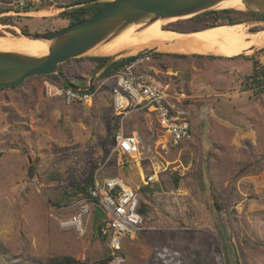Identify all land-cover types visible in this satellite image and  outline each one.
<instances>
[{
    "label": "rangeland",
    "instance_id": "374dc122",
    "mask_svg": "<svg viewBox=\"0 0 264 264\" xmlns=\"http://www.w3.org/2000/svg\"><path fill=\"white\" fill-rule=\"evenodd\" d=\"M9 1L0 0V7L8 10ZM73 1L50 0L41 5L44 13H2L0 35H9L13 45L20 28L29 36L61 30L69 26L62 13L80 6L70 7ZM98 2L108 0L91 4ZM228 11L163 28L186 34L192 27L237 22L255 32L264 22L254 13ZM177 49L148 54L140 71L187 112L191 140L170 147L152 115L133 113L124 133L139 136L135 158L118 156L110 140L119 119L109 78L120 68L96 77L97 91L84 104L65 103L52 75L0 89V264L65 257L72 264H99L110 255L106 239L91 229L92 218L82 236L59 226L74 211L66 207L81 192L77 188L95 177H118L144 206L143 230L121 242V264H264V47L238 58ZM105 55L71 59L59 68L82 88L97 68L91 59ZM148 176L154 181L146 183Z\"/></svg>",
    "mask_w": 264,
    "mask_h": 264
},
{
    "label": "built area",
    "instance_id": "2783aa9c",
    "mask_svg": "<svg viewBox=\"0 0 264 264\" xmlns=\"http://www.w3.org/2000/svg\"><path fill=\"white\" fill-rule=\"evenodd\" d=\"M50 0H10L7 4V15L23 16L31 14L38 6ZM32 10L26 11V8ZM150 60L148 54L132 57L124 63L109 79L114 81L111 89L112 107L117 122L116 131L112 135L114 151L118 156L133 157L139 153V136L135 133H124V122L133 113H147L152 115L167 136V145L177 147L183 142L191 140L190 126L186 120L187 112L171 103L169 93L157 87L141 68ZM139 69V74L133 70ZM97 88L81 93L70 88L57 90L67 104H83L91 100ZM165 145V148H167ZM154 181L148 176L146 183ZM84 191L77 193L70 199L66 208L73 209V213L66 219L59 221L63 230H71L82 236L85 233L89 218L93 219L94 210L98 208L102 219L93 232L104 237L110 249L111 261L108 264H121L124 259L120 254L121 242L126 238H133L143 230V218L139 213V194L126 186L118 177L98 180L96 177ZM92 224V221H91ZM92 226V225H91Z\"/></svg>",
    "mask_w": 264,
    "mask_h": 264
},
{
    "label": "water",
    "instance_id": "95a60500",
    "mask_svg": "<svg viewBox=\"0 0 264 264\" xmlns=\"http://www.w3.org/2000/svg\"><path fill=\"white\" fill-rule=\"evenodd\" d=\"M222 1L225 0H108L98 12L78 23L53 32L25 36L33 40L48 42L45 55L29 56L0 51V87L16 88L22 86L29 78L52 75L60 79L71 90L81 93L92 91L96 77L120 58L127 59L159 50L156 48L143 49L133 56H126V51L105 55L107 56L106 61L94 70L87 82V88H78L69 82L59 66L71 59L91 54L97 56L93 52L95 48L107 44L131 25H146L172 18L194 17L207 11H218L214 7ZM240 1L244 6V12L264 17V0ZM93 2L97 0L91 3ZM182 44L173 42L168 47ZM256 51L258 50L251 49L250 53ZM245 56L247 55L239 54L230 58ZM91 185V183L88 184V186ZM102 217L100 210L96 208L92 219V231L95 230L98 220Z\"/></svg>",
    "mask_w": 264,
    "mask_h": 264
},
{
    "label": "bare ground",
    "instance_id": "6f19581e",
    "mask_svg": "<svg viewBox=\"0 0 264 264\" xmlns=\"http://www.w3.org/2000/svg\"><path fill=\"white\" fill-rule=\"evenodd\" d=\"M215 10L232 9L244 12V6L240 0H225L219 3ZM44 13V12H40ZM191 18H172L164 21H156L146 25H131L107 44L100 45L94 49L96 55H111L117 52L126 51V56H133L138 51L149 48L157 50H168L178 48L182 54L214 55L226 58L235 57L239 54L249 55L251 49L264 47V23L259 24L260 29L250 32V26L246 24L222 25L207 28L201 31L189 32L186 34L177 33L164 29L165 24L174 23L179 20ZM3 26L0 24V29ZM188 37L189 40H186ZM22 35V34H21ZM16 39L15 44H10L9 35H0V51L15 52L29 56H42L47 53L48 42L33 40L24 35ZM173 42L183 43L182 45H168ZM33 44V46H31ZM137 155V154H136ZM134 155L132 158H135Z\"/></svg>",
    "mask_w": 264,
    "mask_h": 264
},
{
    "label": "trees",
    "instance_id": "16d2710c",
    "mask_svg": "<svg viewBox=\"0 0 264 264\" xmlns=\"http://www.w3.org/2000/svg\"><path fill=\"white\" fill-rule=\"evenodd\" d=\"M92 1H94V0H75V1H73L72 2V4L70 5V7H74V6H78V5H80L79 7H75V8H71L69 11H67V12H63L62 13V16H64L66 19H68V21H69V25H72V24H75V23H78V22H80V21H82V20H84V19H86V18H88V17H90V16H92L93 14H95L96 12H98L103 6H105V4H106V2L105 3H98V4H91V2ZM96 1V0H95ZM85 4H88V5H85ZM81 5H83L82 7H81ZM85 5V6H84ZM39 8V9H38ZM41 8V6H38L35 10H41L40 9ZM27 10L26 11H29V10H32V9H30L29 7L28 8H26ZM8 10H6V9H4V8H1L0 7V15L2 14V13H5V12H7ZM229 13H231L230 11H228V10H224V11H220V12H215V14H217L218 16L219 15H227V14H229ZM256 16H258V15H256ZM255 16V17H256ZM197 17H200V16H197ZM259 17H262V16H259ZM263 19H264V17H262ZM190 19V18H189ZM192 19V18H191ZM185 20H187V19H185ZM5 20H4V18H0V24H3V22H4ZM177 22V21H176ZM234 24H239V23H237V22H228V24H221V25H207V26H203V27H201V28H199V29H197L198 27H192V29H191V31L190 32H194V31H201V30H204V29H207V28H212V27H216V26H222V25H234ZM169 29H171L172 27L170 26V27H168ZM168 28H167V30H168ZM173 29H175V30H180V31H184L183 29L184 28H173ZM20 31H21V34L22 35H24V36H29L30 34H29V31L26 29V28H20ZM175 57H179V56H175ZM180 57H185V56H180ZM106 57H98V58H92L91 60L92 61H94V62H96V64H97V67L98 66H100V65H102L105 61H106ZM130 59H132V57H130V58H127V59H124V60H120V61H118V62H115V63H113V64H111L107 69H105L104 70V72H102L101 73V77H104V76H107L108 74L109 75H111V73L112 72H115V71H117L119 68H121V66L124 64V63H126L127 61H129ZM259 73H256V74H254V77H257V75H258ZM113 75V74H112ZM58 81H59V83L63 86V88H66V86L61 82V80L60 79H58L57 77H55ZM264 80V79H263ZM73 85H75L74 84V82H71ZM84 83H85V85L84 86H82V88H87V82L86 81H84ZM264 83V81L262 82V84ZM264 85V84H263ZM76 86V85H75ZM78 87V86H77ZM78 88H80V87H78ZM0 89H4L3 87H0ZM84 104V103H83ZM117 122H118V120L116 121V123L114 124V126L116 127V125H117ZM111 143L113 144V140H112V137H111ZM92 180H90V182H91ZM177 178H175L174 179V182H175V184H177ZM86 186V185H85ZM87 187V186H86ZM85 187V188H86ZM85 188H81V187H79V188H77L78 189V191H84V189ZM142 190L144 191V190H146V191H149V189L147 188V187H144V188H142ZM143 205L142 204H140V207H139V213L141 214V215H143L144 216V213H145V211H144V209H143ZM96 233V232H95ZM96 235L98 236V237H100V238H102V239H105L104 237H101L99 234H97L96 233ZM110 260H111V255H109V254H107L106 256H104L103 258H102V260L99 262V264H108L109 262H110ZM74 261L71 259V258H67V257H65V258H62V259H50V260H48L47 261V264H72Z\"/></svg>",
    "mask_w": 264,
    "mask_h": 264
},
{
    "label": "crops",
    "instance_id": "0c3cea01",
    "mask_svg": "<svg viewBox=\"0 0 264 264\" xmlns=\"http://www.w3.org/2000/svg\"><path fill=\"white\" fill-rule=\"evenodd\" d=\"M40 12H45V9H41L40 11H38V13H40Z\"/></svg>",
    "mask_w": 264,
    "mask_h": 264
},
{
    "label": "flooded vegetation",
    "instance_id": "af4514ba",
    "mask_svg": "<svg viewBox=\"0 0 264 264\" xmlns=\"http://www.w3.org/2000/svg\"><path fill=\"white\" fill-rule=\"evenodd\" d=\"M99 67V66H98ZM95 87V86H94ZM94 89V88H93Z\"/></svg>",
    "mask_w": 264,
    "mask_h": 264
}]
</instances>
